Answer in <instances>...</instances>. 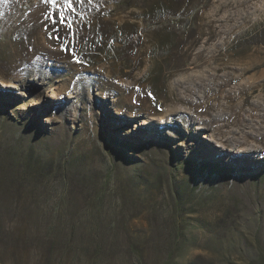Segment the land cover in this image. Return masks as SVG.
<instances>
[{"label": "rangeland", "instance_id": "1", "mask_svg": "<svg viewBox=\"0 0 264 264\" xmlns=\"http://www.w3.org/2000/svg\"><path fill=\"white\" fill-rule=\"evenodd\" d=\"M65 8L0 0V264H264V0Z\"/></svg>", "mask_w": 264, "mask_h": 264}, {"label": "bare ground", "instance_id": "2", "mask_svg": "<svg viewBox=\"0 0 264 264\" xmlns=\"http://www.w3.org/2000/svg\"><path fill=\"white\" fill-rule=\"evenodd\" d=\"M244 11H247V10H244ZM233 26H235V23L233 24L232 23V25H231V27H233ZM230 27V26H229ZM234 28V27H233ZM228 30V27H226V28H224L222 31H227ZM209 84V83H208ZM220 84H221V82H220ZM214 84H212V83H210V85L209 86H213ZM221 87H223V85L222 86H220V88ZM209 88V87H208ZM231 101V100H230ZM244 104V103H243ZM243 104H242V106H240V109H242V107H243ZM191 106H193V104H191ZM172 110H175V111H173L175 114H176V116L178 117V118H175V119H179V118H181V116H182V118H186V119H189V121H192V120H194V118H195V116L193 115V114H191V113H188V112H182V111H176L177 109H172ZM171 110V111H172ZM222 110V109H221ZM223 114H227V113H230V111L228 110H225V109H223L222 111H221ZM185 113V114H184ZM181 114V115H180ZM234 114H231L230 115V117H232ZM238 115V114H237ZM236 114L234 115V118L235 117H238ZM229 116V115H228ZM205 120L206 121H209L208 119H206L205 118ZM260 123V122H259ZM202 127V129L203 128H205L204 126H200V128ZM242 127H244V128H246V129H249V131H248V133L247 132H244L242 129H240V133L239 132H237V133H239V136H238V138L236 137V138H232V139H234L235 140V142H240V143H242L244 146L243 147H241L240 149H238L239 151L241 150V151H246V152H249L250 150H254V149H259V150H261V151H264V141H261V144L262 145H260L259 143H258V136L259 135H257V134H260V135H262L263 134V132H264V125H262L261 123L260 124H258L257 126L255 125V124H252V123H250L249 125H246V124H244V125H242ZM229 131V130H228ZM233 132V131H232ZM235 133V132H234ZM235 135V134H234ZM229 138V137H228ZM251 138H252V141H250L251 140ZM209 140L210 141H214V139H212V138H209ZM243 140V141H242ZM229 144L226 142V143H223V144H220V145H217V146H221V148H223V149H225V150H228L229 149V146H228ZM235 150H236V148H235Z\"/></svg>", "mask_w": 264, "mask_h": 264}, {"label": "snow or ice", "instance_id": "3", "mask_svg": "<svg viewBox=\"0 0 264 264\" xmlns=\"http://www.w3.org/2000/svg\"><path fill=\"white\" fill-rule=\"evenodd\" d=\"M45 2L56 5L57 12L54 13V17H59L60 23L67 25L68 27H71V25L69 24V21H68V17L60 15V9L65 8V6H66L65 10L67 12H69V13L73 12L76 0H63V3H61V0H45ZM57 39H59V37H57Z\"/></svg>", "mask_w": 264, "mask_h": 264}]
</instances>
